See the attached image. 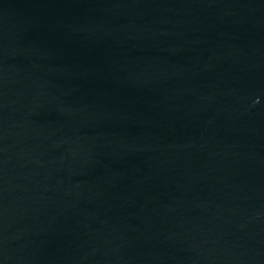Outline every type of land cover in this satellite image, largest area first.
Listing matches in <instances>:
<instances>
[{
	"label": "water",
	"instance_id": "95a60500",
	"mask_svg": "<svg viewBox=\"0 0 264 264\" xmlns=\"http://www.w3.org/2000/svg\"><path fill=\"white\" fill-rule=\"evenodd\" d=\"M0 264H264V0H0Z\"/></svg>",
	"mask_w": 264,
	"mask_h": 264
}]
</instances>
